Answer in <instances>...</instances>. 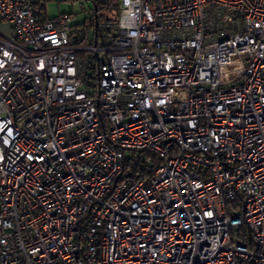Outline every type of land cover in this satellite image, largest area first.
<instances>
[{
	"label": "built area",
	"instance_id": "2783aa9c",
	"mask_svg": "<svg viewBox=\"0 0 264 264\" xmlns=\"http://www.w3.org/2000/svg\"><path fill=\"white\" fill-rule=\"evenodd\" d=\"M87 13L0 0V264H264V0Z\"/></svg>",
	"mask_w": 264,
	"mask_h": 264
},
{
	"label": "rangeland",
	"instance_id": "374dc122",
	"mask_svg": "<svg viewBox=\"0 0 264 264\" xmlns=\"http://www.w3.org/2000/svg\"><path fill=\"white\" fill-rule=\"evenodd\" d=\"M93 6V0H48L45 3L46 14L52 17L61 12L73 13L80 23L88 18L87 11ZM107 10L101 9V14H107ZM7 32L6 27H0Z\"/></svg>",
	"mask_w": 264,
	"mask_h": 264
},
{
	"label": "trees",
	"instance_id": "16d2710c",
	"mask_svg": "<svg viewBox=\"0 0 264 264\" xmlns=\"http://www.w3.org/2000/svg\"><path fill=\"white\" fill-rule=\"evenodd\" d=\"M33 1V5L36 9H38L39 11L46 13V8H45V3L48 0H32Z\"/></svg>",
	"mask_w": 264,
	"mask_h": 264
},
{
	"label": "water",
	"instance_id": "95a60500",
	"mask_svg": "<svg viewBox=\"0 0 264 264\" xmlns=\"http://www.w3.org/2000/svg\"><path fill=\"white\" fill-rule=\"evenodd\" d=\"M94 17H96V14L94 15Z\"/></svg>",
	"mask_w": 264,
	"mask_h": 264
}]
</instances>
